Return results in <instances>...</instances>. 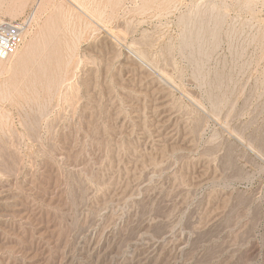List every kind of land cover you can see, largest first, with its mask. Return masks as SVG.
<instances>
[{"label": "rangeland", "instance_id": "1", "mask_svg": "<svg viewBox=\"0 0 264 264\" xmlns=\"http://www.w3.org/2000/svg\"><path fill=\"white\" fill-rule=\"evenodd\" d=\"M0 17L29 19L17 55L0 61V264H93L95 258V264H149L134 261L145 247L161 263L169 255L162 264H264V0H0ZM71 43L78 51L71 77L54 93L37 82L41 67L31 71L50 49ZM165 118L170 121L161 123ZM135 158L143 165L135 160L133 170ZM93 238L101 241L94 252Z\"/></svg>", "mask_w": 264, "mask_h": 264}, {"label": "bare ground", "instance_id": "2", "mask_svg": "<svg viewBox=\"0 0 264 264\" xmlns=\"http://www.w3.org/2000/svg\"><path fill=\"white\" fill-rule=\"evenodd\" d=\"M76 1H77V0H76ZM79 2H80V1H79ZM82 2H83V1H82ZM82 2H81V4H82ZM90 4H91V3H90ZM76 5H77V3H76ZM95 5H96V4H95ZM95 5H94V7H95ZM80 6L83 7V5H80ZM98 6H99V5H98ZM87 7H88V6H87ZM94 7H93V8H94ZM99 7H100V6H99ZM84 8H85V7H84ZM88 8H90V7H88ZM100 8H101V7H100ZM79 9H80V8H79ZM82 10H84V9H82ZM95 10L99 11L98 9H95ZM84 11H85V10H84ZM97 11H94V12H97ZM102 11H103V10H100L99 12L101 13ZM89 12H91V11H89ZM99 12L97 13V15H98V17L100 18L101 15L99 16ZM86 13H87V12H86ZM92 13H93V12H91V14H92ZM103 13H104V12H103ZM103 13H102V14H103ZM87 14H88V13H87ZM88 15H90V14H88ZM94 15H95V14H94ZM92 16H93V15H92ZM102 19H103V16H102ZM67 21H68V19H67ZM83 23H84V22H83ZM72 25H73V24H72ZM83 25H84V24H83ZM88 25H89V24H88ZM88 25H87V26H88ZM82 27H83V26H82ZM113 28H114V27H113ZM56 31H57V30H56ZM78 31H79V30H78ZM26 32H28V31H26ZM37 32H38V31H37ZM58 32H59V31H58ZM47 33H48V32H47ZM47 33H46V34H47ZM52 33H53V32H52ZM52 33H51V34H52ZM82 33H83V31H82ZM26 34H27V33H26ZM34 34H35V33H34ZM49 34H50V32H49ZM49 34H47V35L49 36ZM51 34H50V35H51ZM77 34H78V33H77ZM110 34H111V33H110ZM28 35H29V34H28ZM52 35H53V34H52ZM111 35H112V34H111ZM37 36H38V35H37ZM39 36H40V33H39ZM39 36H38V37H39ZM45 36H46V35H45ZM59 36H60V35H59ZM59 36H57V34H56V37L59 38ZM80 36H81V35H80ZM27 37H28V36H27ZM49 37H50V36H49ZM53 37H54V36H53ZM56 37H55V40H54L53 42H55L56 40H59V42H60L61 40H60V39H56ZM32 38H33V37H32ZM32 38H31V39H32ZM34 38H35V36H34ZM36 38H37V37H36ZM50 38H51V37H50ZM60 38H62V37L60 36ZM47 39H48V38H47ZM47 39H46V40H47ZM38 40H39V39H38ZM46 40H45V41H46ZM48 40H49V39H48ZM26 41H27V40H26ZM33 41H34V40H33ZM36 41H37V40L35 39V42H36ZM39 41H40V40H39ZM43 41H44V40H43ZM67 41H68V40H67ZM115 41H116V40H115ZM46 42H48V41H46ZM59 42H58V43H59ZM65 42H66V41H65ZM65 42H62V43H65ZM77 42H78V41H77ZM31 43H32V42H31ZM39 43H41V42H39ZM60 43H61V42H60ZM73 43H74V42H73ZM33 44H35V43H33ZM36 44L38 45V43H36ZM43 44H44V43H43ZM43 44H42V45H43ZM49 44H50V45H53L54 43L52 44V42H50ZM71 44H72V43H71ZM40 45H41V44H40ZM40 45H38V47H41V48H39V49L44 48L42 45H41V46H40ZM45 45H46V44H45ZM55 45H57V41H56V44H55ZM55 45H53V46H55ZM63 45H65V44H63ZM69 45H70V43H69ZM23 46H24V45H23ZM23 46H22V47H23ZM48 46H49V45H48ZM48 46H47V47H48ZM57 46H58V45H57ZM60 46H62V45H60ZM60 46H59V47H60ZM75 46H76V45H74V47H73V44H72V46L70 47V46H68V44H67V47H66V48H65V47H63V48H62V47L59 48V49H65V50L61 51V50L58 49V50L61 51V52L55 50L56 47H54L55 49H50L49 52L46 51V52H48V53H46V54L43 55V57H42V59H41V64H40L41 66H39V67H37V66H36V67H33V66H35V65L32 66V67H33V71H31V72H34V70H35L36 68L38 69V68L41 67V68L39 69V70L41 71V73H40V72L38 73V74H39V77H38V78L35 77V78H37V82H39V83H41V84H45L46 87H47L49 90H51V91H52V90L54 91V88H55V90H58V88L60 87L59 85L62 84V82H63V84H62V86H63V85L65 84V83H64V80H65V78L67 77L66 75H68V74H67V73H68V68H69V70H70V66H69V65L71 64L72 59L78 54V53H77L78 51H77V52L74 51ZM133 46H134V45H133ZM47 47H46V48H47ZM72 47H73V48H72ZM46 48H45V49H46ZM103 48H104V47H103ZM126 48H129V47H126ZM129 49H130V48H129ZM43 50H44V49H43ZM47 50H48V49H47ZM52 50H53V51H52ZM96 50H97V49H96ZM115 50H116V49H115ZM115 50H114V51H115ZM138 50H139V49H138ZM17 51H18V50H17ZM17 51H16L15 53H17ZM20 51H21V50H20ZM41 52H42V51H41ZM74 52L76 53L75 56H74ZM138 52H140V51H138ZM19 53H20V52H18V54H19ZM44 53H45V50H44ZM104 53H105V51H104ZM136 53H137V52H136ZM141 53H142V54H140V55L142 56L144 53H143L142 51H141ZM38 54H39V53H38ZM38 54H37V55H38ZM42 54H43V53H42ZM42 54H41V55H42ZM137 54H138V53H137ZM13 55H15V54H13ZM13 55H12V56H13ZM16 55H17V54H16ZM16 55H15V56H16ZM37 55H36V57H37ZM83 55H84V54H83ZM138 55H139V54H138ZM73 56H74V57H73ZM80 56H81V55H80ZM143 56H144V55H143ZM143 56H142V58H143ZM13 57H14V56H13ZM109 57H110V56H109ZM116 57H117V56H116ZM133 57H134V55H133ZM145 57H146V56H145ZM34 58H35V57H34ZM78 58H79V57H78ZM102 58H103V57H102ZM7 59H8V58H7ZM38 59H39V58H38ZM103 59H104V58H103ZM143 59H144V58H143ZM1 60H2V59H0V61H1ZM5 60H6V59H5ZM39 60H40V59H39ZM104 60H105V59H104ZM109 60H110V59H109ZM150 60H151V59H150ZM77 61L79 62V60H77ZM111 62H112V61H111ZM140 62H141V61H140ZM34 63H35V62H33L32 64H34ZM37 63H38V61H37ZM74 63H75V62H74ZM92 63H93V62H92ZM103 63H104V61H103ZM76 64H78V63H76ZM36 65H37V64H36ZM92 65H93V64H92ZM105 65H106V64H105ZM32 67H31V68H32ZM31 68H30V70H31ZM71 68H72V67H71ZM75 68H76V67H75ZM148 69H149V68H148ZM160 69H161V68H160ZM39 70H37V72H38ZM72 70H74V69L72 68ZM161 70H162V69H161ZM28 71H29V70H28ZM102 71H103V70H102ZM150 72H151V71H150ZM164 72H165V71H164ZM164 72H163V73H164ZM26 73H28V75H29L30 71H29V72H26ZM69 73H70V72H69ZM71 73H72V72H71ZM33 74H34V73H33ZM35 74H37V73L35 72ZM38 74H37V76H38ZM165 74H166V73H165ZM26 75H27V74H26ZM84 75H85V74H84ZM68 76H70V74H69ZM90 76H91V75H90ZM219 76H220V75H219ZM26 77H27V76H26ZM29 77H30V75L28 76V78H29ZM31 77H32V76H31ZM31 77L29 78V80H31V81L34 82L36 79H35V80H32ZM70 77H71V76H70ZM70 77H69V78H70ZM163 77H164V74H163ZM32 78H33V77H32ZM164 78H166V77H164ZM167 78H168V77H167ZM24 79H25V77H24ZM24 79H23V80H24ZM26 79H27V78H26ZM33 79H34V78H33ZM137 79H138V78H137ZM27 80H28V79H27ZM69 80H70V79H69ZM89 80H90V79H89ZM132 80H133V79H132ZM158 80H159V79H158ZM170 80H171V79H170ZM24 81H25V80H24ZM31 81H30V83H31ZM83 81H84V79H83ZM65 82H66V80H65ZM70 82H71V81H70ZM89 82H90V81H89ZM93 82H94V81H93ZM93 82H91V83H93ZM11 83H12V82H11ZM17 83H18V82H17ZM25 83H26V82H25ZM28 83H29V81H28L26 84H28ZM69 84H70V83L66 84V86L69 85ZM164 84H165V83H164ZM3 85H4V84H3ZM6 85H7V86L9 85V88H10V85H11V88H13L14 90L16 89V88H14V87L12 86L13 84H8V83H6ZM15 85H16V82H15ZM15 85H14V86H15ZM20 85H22V83H21ZM23 85H25V84H23ZM32 85H33V84H32ZM157 85H158V84H157ZM216 85H217V84H216ZM0 86L2 87V85H0ZM4 86H5V85H4ZM33 86H34V85H33ZM35 86H36V84H35ZM35 86H34V88H36ZM42 86H43V85H42ZM91 86H92V85H91ZM160 86H161V85H160ZM5 87H6V86H5ZM29 87H31V89H32L31 84L29 85ZM38 87H39V86L37 85V88H38ZM56 87H58V88L56 89ZM70 87H71V86H70ZM89 87H90V86H89ZM162 87H163V88H162ZM162 87H161L162 89H165L164 86H162ZM17 88H19V84H18V87H17ZM20 88H21V90L24 89L22 86H21ZM22 88H23V89H22ZM40 88H41V87H40ZM47 88H46V89H47ZM63 88H64V87H63ZM157 88H158V87H157ZM161 88H160V89H161ZM3 89H4V87H3ZM7 89H8V87H7ZM7 89H6V91H8ZM13 89H12V90H13ZM31 89H30V90H31ZM64 89H65V88H64ZM71 89H72V88H71ZM76 89H77V88H76ZM128 89H129V88H128ZM166 89H167V88H166ZM1 90H2V89H1ZM17 90H18V89H17ZM17 90H16V91H17ZM19 90H20V89H19ZM21 90H20V91H21ZM25 90H26V88H25ZM27 90H28V89H27ZM27 90H26V91H27ZM33 90H34V89H33ZM37 90H40V89H37ZM37 90L35 89L36 92H38ZM41 90H42V88H41ZM49 90H47V91H49ZM60 90H61V88H60ZM60 90H59V91H60ZM72 90H73V89H72ZM151 90H152V89H151ZM156 90H157V89H156V87H155L152 91H155V92H156ZM167 90H168V89H167ZM9 91H10V89H9ZM35 91H34V92L32 91V92L35 93ZM47 91H46V92H47ZM51 91H50V93H51ZM53 91H52V92H53ZM91 91H92V89H91ZM162 91H163V90H162ZM3 92H4V91H3ZM22 92H23V91H21V93H22ZM28 92H29V91H27L26 93H27L28 96H29V93H28ZM43 92H45V91H44V88H43ZM55 92H56V91H54V93H55ZM66 92H67V91H66ZM155 92H154V93H155ZM163 92H164V91H163ZM7 93H8V95H7ZM9 93H10V92H6V95L9 96ZM19 93H20V92H19ZM30 93H31V91H30ZM41 93H42V92H41ZM96 93H97V92H96ZM160 93H161V91H160ZM165 93H166V92H165ZM223 93H224V92H223ZM22 94H23V93H22ZM31 94H32V93H31ZM38 94H39V93H38ZM114 94H115V93H114ZM157 94H158V93H156V95H157ZM169 94H170V93H169ZM2 95H3V94H2ZM6 95H5V96H6ZM10 95H11V94H10ZM24 95H26V94H24ZM34 95H35V94H34ZM46 95H48V94H46ZM52 95H53V94H52ZM52 95H51V97H47V98H51V99H52ZM159 95H160V94H159ZM3 96H4V95H3ZM3 96H2V98H3ZM28 96H26V97L24 96V98L27 99ZM60 96H61V95H60ZM60 96H59V97H60ZM22 97H23V95H22ZM156 97H158V96H156ZM156 97H155V99H156ZM222 97H223V96H222ZM7 98H8V97H7ZM9 98H10V96H9ZM31 98H32V96H31ZM47 98H45V99H47ZM66 98H67V97H66ZM93 98H95V97H93ZM162 98H163V97H161V99H162ZM164 98H165V99H166V98L168 99V96H166V94H165V97H164ZM214 98H215V97H214ZM74 99H75V98H74ZM95 99H96V98H95ZM215 99H216V98H215ZM42 100H43V99H42ZM130 100H131V99H130ZM44 101H45V100H44ZM96 101H97V100H96ZM156 101H157V100H156ZM158 101H159V99H158ZM160 101H164V99H163V100H160ZM55 102H56V101H55ZM127 102H128V101H127ZM129 102H130V101H129ZM151 102H152V101H151ZM170 102H171V101H170ZM215 102H216V101H215ZM60 103H61V101H60ZM95 103H96V102H95ZM161 103H162V102H161ZM167 103H169V101H168ZM172 103H173V102H172ZM90 104H91V103H90ZM152 104H153V103H152ZM165 104H166V102H165ZM86 105H87V104H86ZM86 105H85V106H86ZM119 105H120V104H119ZM41 106H42V105H41ZM43 106H44V105H43ZM74 106H75V105H74ZM109 106H110V105H109ZM151 106H152V105H151ZM155 106H157V104H156ZM159 106H160V105H159ZM164 106H165V108L167 107V105H164ZM169 106H170V105H168V107H169ZM86 107H87V106H86ZM107 107H108V106H107ZM39 108H40V107H39ZM72 108H73V106H72ZM94 108H95V107H94ZM153 108H154V107H152L151 109H153ZM157 108H159V107L157 106ZM33 109H34V108H33ZM91 109H92V108H91ZM151 109H150V110H151ZM159 109H161V108H159ZM166 109H167V108H166ZM169 109H170V108H169ZM214 109H216V108L214 107ZM1 110H2V109H1ZM44 110H45V109H44ZM153 110H154V109H153ZM155 110H156V109H155ZM167 110H168V109H167ZM178 110H179V109H178ZM81 111H82V110H81ZM84 111H85V110H84ZM86 111H87V110H86ZM113 111H114V110H113ZM170 111H171V110H170ZM170 111L168 110V113H169ZM175 111H176V110H175ZM118 112H119V111H118ZM151 112L153 113L154 111L151 110ZM157 112H158V111H157ZM173 112H174V111H173ZM62 113H63V112H62ZM69 113H70V112H69ZM152 113H151V114H152ZM163 113H164V112H163ZM166 113H167V112H165V115H166ZM171 113H172V112H171ZM171 113L168 114L167 116L170 117L169 115H172V114H173V113H172V114H171ZM1 114H2V113H1ZM42 114H43V113H42ZM87 114H89V113H87ZM118 114H119V113H118ZM118 114H117V115H118ZM122 114H124V113H122ZM148 114H149V113H148ZM156 114H157V113H156ZM156 114H155V116H156ZM161 114H162V112H161L160 114H158V116H159V115H160V116H164V115H161ZM40 115H41V114H40ZM71 115H72V114H71ZM120 115H121V114H120ZM63 116H64V114H63ZM81 116H82V115H81ZM81 116H80V117H81ZM87 116H88V115H87ZM151 116H152V115H151ZM155 116H153L154 119H158V117L155 118ZM172 116H173V115H172ZM0 117H1V116H0ZM6 117H7V116H6ZM82 117H83V116H82ZM96 117H97V116H96ZM116 117H118V116H116ZM180 117H181V116H180ZM2 118H3V117H2ZM159 118H160V117H159ZM163 118H164V117H163ZM166 118H167V117H166ZM166 118H165L164 120H163V119H161V120L159 119V120L162 121L161 123H163L164 121H166ZM182 118H183V117H182ZM231 118H232V117H231ZM26 119H27V118H26ZM56 119H57V118H56ZM167 119H168V118H167ZM0 120H1V119H0ZM2 120H3V119H2ZM35 120H36V119H35ZM116 120H118V119L116 118ZM122 120L124 121V119H121V121H122ZM96 121H97V120H96ZM118 121H120V120H118ZM123 121H122V122H123ZM153 121H154V120H153ZM155 121H156V120H155ZM167 121H170V120H167ZM167 121H166V122H167ZM28 122H29V121H28ZM32 122H33V119H32ZM122 122H121V125H122ZM173 122H174V121H173ZM173 122H172V123H173ZM175 122H176V121H175ZM184 122H185V121H184ZM228 122H229V121H228ZM38 123H39V122H37V124H38ZM73 123H74V122H73ZM123 123H124V122H123ZM154 123H155V124H154ZM154 123H153V124L156 126V123H158V122H154ZM164 123H165V122H164ZM164 123H163V124H164ZM182 123H183V122H182ZM33 124H34V123H33ZM168 124H169V123H168ZM173 124H174V123H173ZM48 125H49V124H48ZM157 125H158V124H157ZM159 125H160V124H159ZM37 126H38V125H37ZM37 126H36V127H37ZM84 126H85V125H84ZM118 126H119V125H118ZM126 126H127V125H126ZM155 126H154V127H155ZM161 126H162V125H161ZM170 126H173V128L171 127V129H174V125H170ZM181 126H182V125H181ZM128 127H129V126H128ZM167 127H168V125H167ZM29 129H30V128H29ZM54 129H55V128H54ZM54 129H53V130H54ZM141 129H144V127L142 128V126H141ZM154 129H157V128H154ZM160 129H161V128H160ZM163 129H164V128H163ZM167 129H169V128H167ZM167 129H166V131H168ZM37 130H38V128H37ZM64 130H65V129H64ZM144 130H145V129H144ZM152 130H153V129H152ZM157 130L159 131V128H158ZM161 130H162V129H161ZM164 130H165V129H164ZM169 130H170V129H169ZM142 131H143V130H141V132H142ZM158 131H156V133H158L157 135H159V132H160V131H159V132H158ZM166 131H164V133H165ZM170 131H171V130H170ZM173 131H174V130H173ZM32 132H33V131H32ZM34 132H35V131H34ZM48 132H49V131H48ZM87 132H88V131H87ZM116 132H117V131H116ZM143 132H144V131H143ZM175 132H176V131H175ZM154 133H155V132H154ZM170 133L172 134V132H170ZM109 134H110V133H109ZM118 134H119V133H118ZM142 134H143V133H142ZM149 134H150V133L148 132V135H146V136H149ZM165 134H166V133H165ZM165 134H164V135H165ZM168 134H169V132H168ZM175 134H176V133H175ZM49 135H50V134H49ZM61 135H62V133H61ZM66 135H67V134H66ZM84 135H85V134H84ZM120 135H121V134H120ZM164 135H163V136H164ZM58 136H59V135H58ZM68 136H69V134H68ZM72 136H73V135H72ZM78 136H79V135H78ZM118 136H119V135H118ZM142 136H143V135H142ZM169 136H171V135H168V138H169ZM172 136H173V135H172ZM156 137H157V136H156ZM156 137H155V138H156ZM173 137H175V136H173ZM165 138H166V137H165ZM175 138H176V137H175ZM175 138H174V139H175ZM58 139H59V138H58ZM98 139H99V138H98ZM113 139H114V138H113ZM115 139H116V138H115ZM147 139H148V138H147ZM158 139H160V138H157V141H158ZM163 139H164V138H163ZM181 139H183V137H181ZM181 139H180V141H181ZM184 139H186V138H184ZM50 140H51V139H50ZM81 140H82V139H81ZM152 140H153V139H152ZM160 140H161V139H160ZM166 140H167V139H166ZM61 141H62V140H61ZM154 141H155V140H154ZM161 141H162V140H161ZM164 141H165V139H164ZM170 141L173 142L172 139H171ZM185 141H186V140H185ZM187 141H188V140H187ZM77 142H78V141H77ZM116 142H117V141H116ZM129 142H130V141H129ZM144 142H145V141H144ZM155 142H156V141H155ZM155 142H154V143H155ZM167 142H168V141H167ZM174 142H175V140H174ZM174 142H173V143H174ZM61 143H63V142H61ZM158 143H159V142H158ZM49 144H50V143H49ZM52 144H53V143H52ZM65 144H66V143H65ZM117 144H118V143H117ZM161 144H162V143H160V145H161ZM164 144H165V142H164ZM168 144H169V143H168ZM168 144H167V145H168ZM50 145H51V144H50ZM96 145H97V144H96ZM162 145H163V144H162ZM171 145H172V144H171ZM173 145H174V144H173ZM173 145H172V146H173ZM38 146H39V145H38ZM58 146H59V145H58ZM78 146H79V145H78ZM118 146H119V145H118ZM158 146H159V145H158ZM168 146L170 147V145H168ZM175 146H176V145H175ZM0 147H1V146H0ZM74 147H75V146H74ZM74 147H73V148H74ZM104 147H105V146H104ZM139 147H140V146H139ZM162 147H163V146H162ZM164 147H165V146H164ZM10 148H12V147H10ZM38 148H40V147H38ZM52 148H53V147H52ZM114 148H115V147H114ZM166 148H167V147H166ZM173 148H174V150L176 151V149H175L174 146H173ZM247 148H248V147H247ZM12 149H13V148H12ZM70 149H71V148H70ZM103 149H104V148H103ZM152 149H153V148H152ZM167 149H168V148H167ZM171 149H172V148H171ZM171 149H170V150H171ZM13 150H14V149H13ZM49 150H50V148H49ZM54 150H55V149H54ZM80 150H81V149H80ZM83 150H84V149H83ZM101 150H102V149H101ZM157 150H158V149H157ZM174 150H173V151H174ZM58 151H59V150H58ZM70 151H71V150H70ZM114 151H115V150H114ZM144 151H145V150H144ZM146 151H147V150H146ZM163 151H164V150H163ZM163 151H161V152H163ZM168 151H169V150H168ZM193 151H194V149H193ZM250 151H251V150H250ZM13 152H14V151H13ZM52 152H53V151H52ZM63 152H64V151H63ZM65 152H66V151H65ZM72 152H73V151H72ZM95 152H96V151H95ZM153 152H154V151H153ZM161 152H160V153H161ZM16 153H17V152H16ZM38 153H39V152H38ZM70 153H71V152H70ZM73 153H74V152H73ZM98 153H99V152H98ZM104 153H105V152H104ZM113 153H114V152H113ZM148 153H150V152H148ZM160 153L157 152L158 155H159ZM43 154H44V153H43ZM64 154H65V153H64ZM68 154H69V153H68ZM94 154H95V153H94ZM131 154H132V153H131ZM152 154H153V153H152ZM203 154H204V153H203ZM7 155H8V154H7ZM7 155H6V156H7ZM44 155H45V154H44ZM46 155H47V154H46ZM62 155H63V154H62ZM107 155H108V154H107ZM114 155H115V154H114ZM139 155H140V154H139ZM6 156H4V157H6ZM14 156H15V155H14ZM71 156H73V158H74V160H75L74 155L72 154ZM79 156H80V155H79ZM84 156H85V155H84ZM93 156H94V155H93ZM136 156H137V155H136ZM143 156H145V155L142 154L140 157H142V159H143ZM146 156H147V155H146ZM152 156H153V155H152ZM159 156H160V155H159ZM7 157H8V156H7ZM17 157H18V156H17ZM32 157H33V155H32ZM94 157H95V156H94ZM109 157H110V156H109ZM177 157H178V156H177ZM12 158H13V157H12ZM46 158H47V157H46ZM67 158H68V157H67ZM97 158H98V157H97ZM144 158L146 159L147 157H144ZM148 158H149V156H148ZM152 158H153V157H152ZM205 158H206V157H205ZM13 159H14V158H13ZM139 159H141V158H139ZM153 159H155V158H153ZM153 159H152V161H153ZM209 159H210V158H209ZM31 160H32V159H31ZM65 160H67V159L65 158ZM71 160H72V159H71ZM71 160H70V161H71ZM74 160H72V162H73ZM106 160H107V159H106ZM135 160H137V161H136L137 163L139 162L138 159L135 158L134 161H133L132 163H134ZM1 161H2V159H1ZM49 161H50V160H48V162H49ZM56 161H57V160H56ZM82 161H83V160H82ZM107 161H108V160H107ZM110 161H111V160H110ZM207 161H208V160H207ZM7 162L9 163V161H7ZM32 162H33V161H32ZM58 162H59V161H58ZM66 162H67V161H66ZM66 162H65V163H66ZM74 162H77V161H74ZM84 162H85V161H84ZM97 162H98V161H97ZM105 162H106V161H105ZM142 162H143V161L140 160L141 165H143ZM144 162H147V159H146ZM149 162L151 163V160H150ZM162 162H163V161H162ZM61 163H62V162H61ZM77 163H78V162H77ZM77 163H75V164H77ZM80 163H82V162L79 161V164H80ZM126 163H128V162H126ZM137 163H134V165H132V168L135 166V167H134L135 170H136V167H137L135 164H137ZM140 163H138V164H140ZM200 163H201V162H200ZM100 164H102V162H101ZM138 164H137V165H138ZM146 164H147V163H146ZM146 164H145V165H146ZM151 164H154V162L151 163ZM155 164H157V161H156ZM213 164H214V163H213ZM67 165H68V163H67ZM81 165H82V164H81ZM89 165H90V164H89ZM95 165H96V164H95ZM105 165H106V164H105ZM115 165H116V164H115ZM145 165H144V166H145ZM147 165H148V164H147ZM147 165H146V166H147ZM157 165H159V163H158ZM73 166H74V165H73ZM139 166H140V165H139ZM139 166H138V168H140V169H143V168H144L143 166H142V167H141V166L139 167ZM155 166H156V165H155ZM3 167H4V166H3ZM68 167H70V166H68ZM78 167H79V166H78ZM90 167H92V166H90ZM149 167H150V166H149ZM151 167H152V166H151ZM153 167H154V166H153ZM157 167H158V166H157ZM157 167H156V168H157ZM167 167H168V166H167ZM71 168H72V167H71ZM83 168H84V167H83ZM134 168H133V170H134ZM147 168H148V167H147ZM147 168L145 167V169H147ZM156 168H155V169H156ZM179 168H180V167H179ZM1 169H2V168H1ZM14 169H15V168H14ZM59 169H60V168H59ZM99 169H100V168H99ZM114 169H115V168H114ZM126 169H127V168H126ZM140 169H138V170H140ZM150 169H151V168H149V170H150ZM163 169H164V168H163ZM19 170H20V169H19ZM82 170H83V169H82ZM111 170H112V169H111ZM128 170L130 171L129 173H131V171H132L131 168L128 169ZM128 170H127V171H128ZM143 170H144V169H143ZM156 170H159V169H156ZM156 170H155V171H156ZM3 171H4V170H3ZM16 171H17V168H16ZM141 171H142V170H141ZM145 171H146V170H145ZM206 171H207V169L205 170V172H206ZM212 171H213V170H212ZM224 171H226V170H224ZM103 172H104V171H103ZM116 172H117V171H116ZM132 172H133V171H132ZM143 172H144V171H143ZM148 172H149V171H148ZM153 172H154V171L151 172V175H152ZM158 172L160 173L161 170L158 171ZM203 172H204V171H203ZM203 172H200V173H203ZM207 172H208V171H207ZM207 172H206V173H207ZM13 173H15V172H13ZM16 173H17V172H16ZM113 173H114V172H113ZM129 173H128V174H129ZM134 173H135V172H134ZM139 173H140V172H139ZM141 173H142V172H141ZM146 173H147V172H146ZM146 173H145V174H146ZM154 173H155V172H154ZM179 173H180V172H179ZM200 173H199V174H200ZM7 174H9V173L7 172ZM74 174H75V173H74ZM142 174H143V173H142ZM155 174H158V173H155ZM204 174H205V173H204ZM108 175H109V174H108ZM153 175H154V174H153ZM170 175H171V173H170ZM205 175H206V174H205ZM213 175H215V174L213 173ZM213 175H212V173H211L210 177L213 176ZM218 175H219V174H218ZM12 176H13V174H12ZM12 176H11V177H12ZM16 176H17V174H16ZM24 176H25V175H24ZM35 176H36V175H35ZM87 176H88V175H87ZM130 176H131V175H130ZM146 176H147V174H146ZM148 176H150V175H148ZM99 177H100V176H99ZM104 177H105V176H104ZM150 177H151V176H150ZM150 177H149V178H150ZM198 177H199V176H198ZM206 177H207V176H206ZM206 177H205V178H206ZM218 177H219V176H218ZM90 178H91V177H90ZM135 178H138V177H135ZM202 178H203V177H202ZM221 178H222V177H221ZM29 179H30V178H29ZM97 179H98V178H97ZM110 179H111V178H110ZM116 179H117V177H116ZM132 179H133V178H132ZM140 179H141V178H140ZM144 179H145V178H144ZM147 179H148V177L145 179V181H149L151 178H150L149 180H147ZM53 180H55V179H53ZM130 180H131V178H130ZM135 180H136V179H135ZM142 180H143V179H141V181H142ZM178 180H179V179H178ZM178 180H177V181H178ZM204 180H205V179H204ZM90 181H91V180H90ZM98 181H99V180H98ZM108 181H109V180H108ZM83 182H84V181H83ZM83 182H82V183H83ZM95 182H96V181H95ZM100 182H101V181H100ZM103 182H104V181H103ZM13 183H14V182H13ZM28 183H29V182H28ZM42 183H43V182H42ZM106 183H107V182H106ZM112 183H113V182H112ZM112 183H111V184H112ZM142 183H146V182L142 181ZM56 184H57V183H56ZM136 184L138 185V183H136ZM147 184H148V183H147ZM83 185H84V184H83ZM114 185H115V184H114ZM139 185H140V186H141V185L143 186V185H145V184H140V183H139ZM192 185H193V184H192ZM79 186H80V184H79ZM109 186H111V185H109ZM109 186H108V187H109ZM115 186H116V185H115ZM125 186H126V185H125ZM125 186H123V187H124V188H127V187H125ZM127 186H129V185H127ZM140 186H138V187H140ZM54 187H55V184H54ZM138 187H137V189H138ZM144 187H146V186H144ZM144 187H143V188H144ZM57 188H58V187H57ZM115 188H117V187H115ZM118 188H119V187H118ZM130 188H131V189H130ZM22 189H23V188H22ZM75 189H76V188H75ZM88 189H89V188H88ZM108 189H109V188H108ZM113 189H114V187H113ZM128 189L132 190V192H133V190H135L136 187H135V188H133V187H129ZM137 189L135 190V192H136V191L138 192ZM76 190H77V189H76ZM101 190H102V189H101ZM116 190H117V189H116ZM125 190H126V189H124V190L121 189V190H120V191H121L120 193H121V195H123V197H124V195H125V193H124ZM130 190H129V191H130ZM141 190H142V189H141ZM143 190H144V189H143ZM143 190H142V191H143ZM148 190H149V187H148ZM157 190H158V189H157ZM23 191H24V190H23ZM65 191H66V190H65ZM88 191H89V190H88ZM110 191H111V189L108 190L107 192H110ZM112 191H113V190H112ZM117 191H119V189H118ZM126 191H127V190H126ZM145 191H147V190H145ZM155 191H156V190H155ZM91 192H92V191H91ZM130 192H131V191H130ZM132 192H131V193H132ZM135 192H134V194H135ZM147 192H148V191H147ZM150 192H151V191H150ZM78 193H79V192H78ZM103 193H104V192H103ZM113 193H114V191H113ZM115 193H116V192H115ZM117 193H118V192H117ZM117 193H116V194H117ZM128 193H129V192H128ZM131 193H129L130 195H127V194H126V196H129L128 199L133 195V194L131 195ZM60 194H61V193H60ZM87 194H88V192H87ZM87 194L85 193L84 195H87ZM105 194H106V193H105ZM107 194H108V193H107ZM109 194H111V193H109ZM118 194H119V193H118ZM167 194H168V193H167ZM212 194H213V193H212ZM27 195H28V194H27ZM112 195H113V194H112ZM114 195H115V194H114ZM227 195H228V194H227ZM56 196H57V195H56ZM64 196H65V195H64ZM103 196H104V195H103ZM106 196L108 197V195H106ZM109 196H110V195H109ZM126 196H125V197H126ZM133 196H134V195H133ZM136 196H137V193H136ZM74 197H76V196H74ZM86 197H87V196H86ZM110 197H111V196H110ZM110 197H109V199H110ZM115 197H116V195H115ZM118 197H119V196H118ZM121 197H122V196H121ZM121 197H120V198H121ZM185 197H186V196H185ZM13 198H14V197H13ZM82 198H83V197H82ZM84 198H85V197H84ZM105 198H106V197H105ZM111 198H112V197H111ZM131 198H132V197H131ZM136 198H137V197H136ZM144 198H145V196H144ZM144 198H143V201H144ZM221 198H222V197H221ZM9 199H10V198H9ZM11 199H12V198H11ZM91 199H92V198H91ZM103 199H104V198H103ZM115 199H116V198H115ZM122 199H123V198H122ZM125 199L128 200L127 198H125ZM125 199H124V200H125ZM133 199H134V198H133ZM182 199H183V197H182ZM57 200H58V199H57ZM57 200H56V201H57ZM97 200H98V199H97ZM107 200H108V198H107ZM111 200H113V198L110 199V201H111ZM120 200H121V199H120ZM124 200H123V201H124ZM138 200H139V199H138ZM140 200H142V199H140ZM140 200H139V201H140ZM168 200H169V199H168ZM84 201H85V200H84ZM103 201L105 202V200H103ZM115 201H116V200H115ZM123 201L121 200V202H123ZM129 201H130V199H129ZM133 201H135V200H133ZM4 202H5V201H4ZM7 202H8V201H7ZM7 202H6V203H7ZM38 202H39V201H38ZM54 202H55V201H54ZM59 202H60V201H59ZM106 202H107V201H106ZM124 202H125V201H124ZM184 202H185V201H184ZM0 203H3V202H0ZM15 203H16V202H15ZM66 203H67V202H66ZM80 203H81V202H80ZM84 203H86V202H84ZM108 203H109V200H108ZM134 203H136V202H134ZM137 203L140 204L141 201H140V203H139V202H137ZM205 203H206V202H205ZM7 204H8V203H7ZM10 204H11V203H10ZM82 204H83V203H82ZM89 204H90V203H89ZM103 204H104V203H103ZM103 204L101 203L100 205H102V207H103ZM128 204H129V203H128ZM130 204H132V203H130ZM2 205H4V204H2ZM2 205H1V206H2ZM57 205H58V203H57ZM60 205H61V204H60ZM100 205H99V209H101V208H100ZM106 205H107V204H106ZM5 206H6V205H5ZM38 206H39V205H38ZM177 206H178V205H177ZM63 207H64V206H63ZM82 207H83V206H82ZM82 207H81V208H82ZM114 207H115V204H114ZM139 207H140V205H139ZM179 207H180V206H179ZM5 208H6V209H7V208L9 209V207H7V206H6ZM23 208H24V207H23ZM26 208H27V207H26ZM26 208H24V210H25ZM74 208H75V207H74ZM103 208H107V207H103ZM103 208H102V209H103ZM118 208H119V207H118ZM145 208H146V207H145ZM8 209H7V211H8ZM16 209H17V208H16ZM16 209H14V210L16 211ZM18 209H19V208H18ZM94 209H95V208H94ZM97 209H98V208H97ZM97 209H96V211H97ZM155 209H156V208H155ZM178 209H179V208H178ZM203 209H204V208H203ZM14 210H13V211H14ZM27 210H28V209H27ZM30 210H31V209L29 208V211H30ZM68 210H69V209H68ZM103 210H104V209H103ZM176 210H177V209H176ZM228 210H229V209H228ZM11 211H12V210H11ZM17 211H18V210H17ZM48 211H49V210H48ZM65 211H66V210H65ZM86 211H87V210H86ZM156 211H157V210H156ZM177 211H178V210H177ZM173 212H174V211H173ZM211 212H212V211H211ZM19 213H20V212H19ZM32 213H33V212H32ZM32 213H30V214H32ZM34 213H35V212H34ZM34 213H33V214H34ZM98 213H99V212H98ZM108 213H109V212H108ZM139 213H140V212H139ZM154 213H155V212H154ZM206 213H207V212H206ZM67 214H68V213H67ZM84 214H85V213H84ZM95 214H96V213H95ZM146 214H147V213H146ZM159 214H160V213H159ZM213 214H214V212H213ZM79 215H80V214H79ZM79 215H78V216H79ZM156 215H157V214H156ZM4 216H5V215H4ZM24 216H25V215H24ZM133 216H134V215H133ZM138 216H139V215H138ZM207 216H209V215H207ZM216 216H217V215H216ZM43 217H44V216H43ZM106 217H107V216H106ZM151 217H152V216H151ZM168 217H169V216H168ZM171 217H172V216H171ZM196 217H197V216H196ZM109 218H110V217H109ZM163 218H164V217H163ZM163 218H162V219H163ZM210 218L212 219V217H210ZM214 218H216V217L214 216ZM234 218H235V217H234ZM93 219H94V218H93ZM107 219H108V218H107ZM170 219H171V218H170ZM170 219H169V220H170ZM205 219H206V218H205ZM207 219H208V218H207ZM44 220H45V219H44ZM53 220H54V219H53ZM91 220H92V219H91ZM96 220H97V219H96ZM156 220H157V219L155 218V221H156ZM208 220H209V219H208ZM233 220H234V219H233ZM88 221H89V220H88ZM126 221H127V220H126ZM130 221H131V220H130ZM137 221H138V220H137ZM152 221H153V219H152ZM155 221H154V222H155ZM159 221H160V220H159ZM174 221H176V220H174ZM174 221H173V222H174ZM238 221H239V220H238ZM96 222H97V221H96ZM114 222H115V221H114ZM214 222H215V221H214ZM82 223H83V222H82ZM82 223H81V224H82ZM94 223H95V221H93V224H94ZM148 223H150V222H148ZM148 223H147V224H148ZM155 223H157V222H155ZM158 223H159V222H158ZM190 223H191V221H190ZM194 223H195V222H194ZM90 224H92V222H91ZM90 224H89V225H90ZM110 224H111V223H110ZM125 224H126V223H125ZM151 224H152V223H151ZM153 224H154V223H153ZM159 224L162 225L163 223H162V224L159 223ZM89 225H88V227H89ZM96 225H98V223H96ZM141 225H143V222H142ZM144 225H145V224H144ZM154 225H156V224H154ZM157 225H158V224H157ZM185 225H186V224H185ZM193 225H194V224H193ZM219 225H220V224H219ZM45 226H46V225H45ZM47 226H48V225H47ZM105 226H106V225H105ZM105 226H104V227H105ZM147 226H149V225H147ZM158 226H159V225H158ZM188 226H189V225H188ZM194 226H195V225H194ZM205 226H206V225H205ZM240 226H241V224H240ZM50 227H51V226H50ZM52 227H53V226H52ZM90 227H92V226H90ZM94 227H95V224H94ZM101 227H102V226H100V228H101ZM141 227H142V226H141ZM143 227H144V226H143ZM149 227H151V226H149ZM149 227H147V229H148ZM154 227H155V226H154ZM154 227H153V229H154ZM159 227H160V226H159ZM163 227H164V226H163ZM192 227H193V226H192ZM217 227H218V226H217ZM223 227H225V226H223ZM46 228H47V227H45V229H46ZM92 228H93V227H92ZM102 228H103V227H102ZM135 228H136V227H135ZM138 228H140V226H139ZM138 228H137V229H138ZM155 228H157V226H156ZM161 228H162V227H161ZM60 229H61V228H60ZM80 229H81V228H80ZM107 229H108V228H107ZM144 229H146V228H144ZM147 229H146V230H147ZM165 229H166V228H165ZM187 229H188V228H186V230H187ZM189 229H190V228H189ZM85 230H86V229H85ZM88 230H89V229H88ZM88 230H87V232H88ZM90 230H91V228H90ZM105 230H106V229H105ZM128 230H129V229H128ZM128 230H127V231H128ZM148 230H149V229H148ZM150 230L152 231V227H151ZM150 230H149V232H151ZM157 230H158V228H157ZM157 230H153L154 235H155V231H156V234L158 233L159 230H158V231H157ZM163 230H164V228H163ZM168 230H169V229H168ZM205 230H206V229H205ZM222 230H223V229H222ZM16 231H17V230H16ZM39 231H41V230H39ZM80 231H81V230H80ZM101 231H102V230H101ZM107 231H108V230H107ZM107 231H105V232H107ZM143 231H144V230H143ZM143 231H138V232H141V233H142ZM164 231H165V230H164ZM164 231H163V232H164ZM166 231H167V230H166ZM169 231H170V230H169ZM175 231H176V230H175ZM190 231H191V230H190ZM192 231H193V230H192ZM201 231H202V230H201ZM207 231H208V230H207ZM51 232H52V231H51ZM57 232H58V231H57ZM91 232H92V231H91ZM103 232H104V231H103ZM147 232H148V231H147ZM147 232H144V233H147ZM205 232H206V231H205ZM48 233H49V231H48ZM54 233H55V232H54ZM54 233H53V234H54ZM76 233H77V232H76ZM82 233H83V232H82ZM92 233H93V232H92ZM99 233H100V231H99ZM108 233H110V232H108ZM108 233H106L105 235H107ZM127 233H128V232H127ZM135 233H136V232H135ZM141 233H140V234H141ZM151 233H152V232H151ZM168 233H169V232H168ZM168 233H167V234H168ZM201 233H202V232H201ZM207 233H208V232H207ZM207 233H206V234H207ZM216 233H217V232H216ZM25 234H26V233H25ZM50 234H51V233H50ZM50 234H49L48 236L52 237V236H51L52 234H51V235H50ZM80 234H81V233H80ZM94 234H95V233H94ZM97 234H98V232H97ZM97 234H95V236H96ZM100 234H101V233H100ZM100 234L97 235L99 238H100ZM130 234H131V233H130ZM140 234H138V235L140 236ZM152 234H153V233H152ZM159 234H161V232H160ZM159 234H158V235H159ZM162 234H163V233H162ZM167 234H166V235H167ZM193 234H194V233H193ZM210 234H211V233H210ZM214 234H215V233H214ZM246 234H247V233H246ZM41 235H42V234H41ZM87 235H88V234H87ZM91 235H92V234H91ZM91 235H90V236H91ZM135 235H137V234H135ZM138 235H137V236H138ZM144 235H145V234H143V236H144ZM147 235H148V234H147ZM154 235H153V236H154ZM204 235H205V234H204ZM241 235H242V234H241ZM42 236H43V235H42ZM45 236H46V235H45ZM90 236H89V238H90ZM101 236H102V235H101ZM139 236H138V237H139ZM145 236H146V235H145ZM155 236H156V235H155ZM160 236H161V235H160ZM176 236H177V235H176ZM178 236H179V234H178ZM56 237H57V239L59 238L58 236H56ZM72 237H73V236H72ZM106 237H108V236H106ZM106 237H105V238H106ZM138 237H137V238H138ZM140 237H141V236H140ZM156 237H157V236H156ZM165 237H166V236H165ZM190 237H191V236H190ZM194 237H195V236H194ZM194 237H193V238H194ZM198 237H199V236H198ZM232 237H233V236H232ZM238 237H239V236H238ZM9 238H10V237H9ZM14 238H15V237H14ZM48 238H49V237H48ZM77 238H78V236H77ZM77 238H76V239H77ZM91 238H92V237H91ZM91 238H90V239H91ZM96 238H97V237H95V239H96ZM120 238H122V237H120ZM129 238H130V237H129ZM157 238H158V237H157ZM167 238H168V237H167ZM81 239H82V238H81ZM93 239H94V238H93ZM95 239H94V242L90 241V242H92V243H90V242L88 241V242L91 244V245H90V248L92 249V252H94V251H96V250L98 251V248H100V246H98V245L100 244L101 241L98 243V242L96 241V240H98V239H96V240H95ZM108 239H109V242H112V241H110V240H113V239L107 238V240H108ZM127 239H128V238H127ZM131 239H133L132 236H131ZM161 239H162V238H161ZM161 239H160V241H161ZM175 239H176V238H175ZM179 239H180V237H179ZM238 239H239V238H238ZM1 240H4V239H1ZM46 240H48V239H46ZM118 240H120V239H118ZM133 240H135V239H133ZM146 240H147V239H146ZM146 240H144V243H145ZM148 240H149V239H148ZM165 240H166V239H165ZM176 240H178V239H176ZM216 240H217V239H216ZM18 241H20V240H18ZM53 241H54V238H53ZM53 241H52V242H53ZM79 241H80V240H79ZM84 241H85V238H84ZM103 241H104V238H103ZM140 241H141V240H140ZM155 241H156V240H155ZM155 241H154V242H155ZM195 241H196V240H195ZM238 241H239V240H238ZM6 242H7V241H6ZM49 242H50V241H49ZM55 242L58 243L59 241L57 242V240H56ZM88 242H87V243H88ZM104 242H105V241H104ZM104 242H103V243H104ZM106 242H107V241H106ZM109 242H108V243H109ZM130 242H131V241H130ZM135 242L137 243V241H135ZM138 242H139V240H138ZM141 242H143V241H141ZM157 242H159V241H157ZM183 242H184V241H183ZM183 242L181 241V244H182ZM241 242H242V241H241ZM241 242H240V243H241ZM12 243H13V242H12ZM19 243H20V242H19ZM118 243H119V242H118ZM118 243H117V245H118ZM121 243H123V242H121ZM127 243H128V246H129V242H127ZM132 243H133V241H132ZM144 243H143V244H144ZM150 243H151V242H150ZM152 243H153V242H152ZM160 243H161V242H160ZM2 244H3V243H2ZM9 244H10V243H9ZM80 244H81V243H80ZM82 244H83V243H82ZM85 244H86V243H85ZM105 244H106V243H105ZM115 244H116V243H115ZM139 244H140V243H139ZM145 244H146V243H145ZM147 244H149V243H147ZM174 244H176L175 241H174ZM177 244L179 245V243H177ZM3 245H4V244H3ZM5 245H6V244H5ZM43 245H44V244H43ZM55 245H56V244H55ZM55 245H54V246H55ZM60 245H61V244H60ZM86 245H87V244H86ZM106 245H107V244H106ZM106 245H105V246H106ZM117 245H116V246H117ZM136 245H138V244H136ZM141 245H142V244H141ZM164 245H165V244H164ZM18 246H19V245H18ZM21 246H22V245H21ZM57 246H58V245H57ZM61 246H62V245H61ZM84 246H85V245H84ZM88 246H89V245H88ZM112 246H113V245H112ZM114 246H115V245H114ZM121 246H122V245H121ZM131 246H132V245H131ZM133 246H134V245H133ZM145 246H146V245H145ZM145 246H144V247H145ZM152 246H153V245H152ZM162 246H163V244H162V245L160 244V247H161L160 249L163 248V250L165 251L166 249H164V246H163V247H162ZM173 246H174V245H173ZM182 246H183V245H182ZM23 247H24V246H23ZM58 247H59V246H58ZM70 247H71V246H70ZM81 247H82V246H81ZM109 247H110V244H109ZM135 247H136V246H135ZM139 247H140V246H139ZM144 247H143V248H144ZM149 247H150V246H149ZM166 247H167V246H166ZM166 247H165V248H166ZM170 247H171V246H170ZM180 247H181V246H180ZM180 247H179V248H180ZM24 248H25V247H24ZM26 248H27V246H26ZM82 248H83V247H82ZM103 248H105V247H103ZM106 248H108V247H106ZM106 248H105V249H106ZM112 248H113V247H111V249H112ZM116 248H117V247H116ZM116 248H115V250H116V253H117V251H119V250H117ZM118 248H119V246H118ZM151 248H152V247H151ZM171 248L173 249V247H171ZM175 248H176V247H175ZM179 248H178V249H179ZM182 248H183V247H181V249H182ZM31 249H32V248H31ZM83 249H84V248H83ZM85 249H89V248L86 247ZM105 249H102V250H105ZM157 249H159V247H158ZM172 249H171V250H172ZM191 249H192V248H191ZM221 249H222V248H221ZM24 250H25V249H24ZM72 250H73V249H72ZM115 250H114V251H115ZM132 250H133V247H132ZM134 250H135V248H134ZM138 250H139V249H138ZM141 250H142V251L139 250V254H138V256H137L136 258H134V261H135V259H137V262L139 261V262L141 263V261L147 260V261H149V264H162L163 261L166 262L167 260H169V259H167V258L170 257V256L168 255V257L165 258L166 256H165L163 253H161V254L164 255V258H163V259H165V260H162V263H161L160 260L157 258L158 256L156 257V256H155V253H152L151 250H150V248H146V247H145L144 249H141ZM149 250H150V251H149ZM163 250H162V251L159 250L158 252H163ZM176 250H177V249H176ZM176 250H175V251H176ZM232 250H233V249H232ZM80 251H81V250H80ZM80 251H79V252H80ZM82 251H85V250H82ZM106 251H107V250H106ZM114 251H113V252H114ZM152 251H153V250H152ZM154 251H155V250H154ZM172 251H173V250H172ZM188 251H189V250H188ZM233 251H234V250H233ZM246 251H247V250H246ZM8 252H9V251H8ZM33 252H34V250H33ZM89 252H91V250H90ZM102 252H103V251H102ZM111 252H112V251H111ZM131 252H132V251H131ZM158 252H156V253H157L156 255H158V254L160 255V253H158ZM167 252H168V250H167ZM167 252H166V253H167ZM176 252H178V250H177ZM5 253H6V250H5ZM58 253H59V252H58ZM69 253H70V252H69ZM82 253H83V252H82ZM82 253H81V254H82ZM97 253H98V252H97ZM103 253H104V252H103ZM108 253H109V252H108ZM164 253H165V252H164ZM168 253L170 254V252H168ZM168 253H167V254H168ZM174 253H175V252H174ZM179 253H180V252H179ZM218 253H219V252H218ZM233 253H234V252H233ZM242 253H243V252H242ZM244 253H245V252H244ZM2 254H3V252H2ZM18 254H19V253H18ZM65 254H66V253H65ZM73 254H74V253H73ZM84 254H85V253H84ZM86 254H88V252H86ZM99 254H101V253H99ZM183 254H184V253H183ZM234 254H235V253H234ZM4 255H5V254H4ZM4 255H3V256H4ZM7 255H8V253H7ZM10 255H11V254H10ZM101 255H102V254H101ZM108 255H109V254H108ZM114 255L116 256L115 252H114ZM170 255H171V254H170ZM172 255H173V254H172ZM229 255H230V254H229ZM0 256H1V255H0ZM16 256H17V254H16ZM41 256H42V254H41ZM71 256H72V255H71ZM85 256H86V258H88L87 255H85ZM93 256H94V255H93ZM98 256H99V255H98ZM98 256H97V257H98ZM102 256H103V255H102ZM115 256H114V257H115ZM119 256H120V255H119ZM160 256H161V255H160ZM160 256H159V257H160ZM183 256H184V255H183ZM232 256H234V255H232ZM248 256H249V255H248ZM1 257H2V256H1ZM117 257H118V256H117ZM117 257H116V258H117ZM134 257H135V255H134ZM9 258H11V257H9ZM9 258H8V259H9ZM42 258H43V257H42ZM44 258H45V257H44ZM83 258H84V257H83ZM90 258H91V257H90ZM102 258H103V257H102ZM110 258H111V257H110ZM112 258H113V257H112ZM112 258H111V260H112ZM125 258H126V257H125ZM132 258H133V257H132ZM172 258H173V257H172ZM172 258H171V259H172ZM5 259H6V258H5ZM21 259H22V258H21ZM35 259H36V258H35ZM69 259H70V258H69ZM103 259H104V258H103ZM161 259H162V257H161ZM166 259H167V260H166ZM235 259H236V258H235ZM247 259H248V258H247ZM22 260H23V259H22ZM36 260H37V259H36ZM63 260H64V259H63ZM95 260H96V258H95ZM95 260H94V261L91 260L92 262H94L93 264L98 263V260H99V259L96 260L97 262H95ZM107 260H108V258H107ZM111 260H108V263L111 262ZM113 260H115V259H113ZM116 260H117V259H116ZM132 260H133V259H132ZM189 260H190V259H189ZM198 260H199V259H198ZM12 261H13V263H14V260H12ZM15 261H16V260H15ZM19 261H20V259H19ZM32 261L34 262V260H31V262H32ZM37 261H38V260H37ZM44 261H45V260H44ZM48 261L50 262V259H48ZM105 261H106V260H105ZM105 261H103V262H105ZM130 261H131V259H130ZM206 261H207V260H206ZM227 261H228V259H227ZM235 261H236V260H235ZM16 262H17V261H16ZM16 262H15V263H16ZM24 262H25V261H24ZM29 262H30V261H29ZM33 262H32V263H33ZM57 262H58V261H57ZM61 262H62V261H61ZM68 262H69V261H67V263H68ZM101 262H102V261H101ZM106 262H107V261H106ZM168 262H169V261H168ZM168 262H167V263H168ZM184 262H185V261H183V263H184ZM196 262H197V261H196ZM13 263H12V264H13ZM15 263H14V264H15ZM25 263H26V262H25ZM27 263H28V262H27ZM52 263H53V262H52ZM62 263H63V262H62ZM62 263H61V264H62ZM67 263H66V264H67ZM89 263H90V262H89ZM128 263H129V262H128ZM132 263L134 264L135 262H132ZM144 263H145V262H144ZM167 263H166V264H167ZM172 263H173V262H172ZM16 264H18V263H16ZM21 264H23V263H21ZM41 264H42V263H41ZM69 264H70V263H69ZM81 264H82V263H81ZM85 264H86V263H85ZM102 264H103V263H102ZM105 264H106V263H105ZM130 264H131V263H130ZM137 264H138V263H137ZM147 264H148V263H147ZM187 264H188V263H187ZM222 264H223V263H222Z\"/></svg>", "mask_w": 264, "mask_h": 264}, {"label": "built area", "instance_id": "3", "mask_svg": "<svg viewBox=\"0 0 264 264\" xmlns=\"http://www.w3.org/2000/svg\"><path fill=\"white\" fill-rule=\"evenodd\" d=\"M29 26V19H6L0 17V59L11 57L22 45Z\"/></svg>", "mask_w": 264, "mask_h": 264}]
</instances>
